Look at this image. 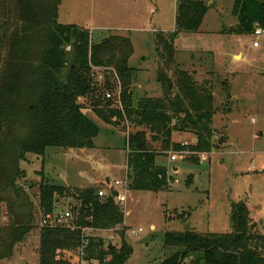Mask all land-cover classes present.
<instances>
[{
	"label": "trees",
	"instance_id": "16d2710c",
	"mask_svg": "<svg viewBox=\"0 0 264 264\" xmlns=\"http://www.w3.org/2000/svg\"><path fill=\"white\" fill-rule=\"evenodd\" d=\"M61 3L62 0H0V49L5 52L0 60L3 190L22 201L23 189L17 181L25 174L20 163L29 154L44 163L52 148L96 149L94 140L100 128L84 113L88 109L105 124L123 131L124 122L129 127H146L150 131V136L137 131L127 138L130 191L159 193L169 189L171 178L166 168L157 165L161 153L152 143L160 144L163 154L215 149L213 83H199L197 72L179 68L174 49V41L181 33L199 31L209 7L202 0H179L176 30L155 33L162 96L135 101L132 81L136 76L129 66L134 53L131 39L112 35L95 43L90 32L76 25L60 24ZM233 16L238 35H252L259 26L264 30V1L234 0ZM93 68L109 70L104 72L103 83L98 81ZM119 82L122 109L115 99L106 98L107 91L116 92ZM173 132L194 134L196 144L182 147L172 141ZM191 160L199 163L194 156ZM38 173L42 179L41 209L56 215L62 212L56 211L59 199L72 200L70 210L77 227L41 228L38 264H77L65 259L63 252H73L77 260L80 228L119 229L116 235L121 238L120 247L111 246L102 238H91L88 258L99 264H128L133 249L125 238V213L114 197L110 194L100 198L97 187L78 189L53 184L43 177V169ZM5 200L0 196V261L12 255L34 224L31 213L24 224L2 227ZM230 225L232 232L226 234L167 232L164 248L175 252L159 264H185L189 258H194L192 264H264V234L252 221L244 202L232 204Z\"/></svg>",
	"mask_w": 264,
	"mask_h": 264
},
{
	"label": "rangeland",
	"instance_id": "374dc122",
	"mask_svg": "<svg viewBox=\"0 0 264 264\" xmlns=\"http://www.w3.org/2000/svg\"><path fill=\"white\" fill-rule=\"evenodd\" d=\"M202 1L209 7L202 26L196 33H181L174 41V49L179 68L197 70L199 83L210 80L213 83L215 149L200 165L191 160L194 151L188 152L187 159L172 162L170 156L174 152L163 154L160 144L152 143L161 153L159 158H163L159 163L168 168L170 186L159 193L128 190L127 201L120 206L124 213H129L125 238L133 255L128 264H159L170 257L175 250L164 248V236L167 232H183L187 223L197 233H231L230 214L234 203L247 205L252 221L264 234V35L256 39L253 34H236L234 0ZM178 2L62 0L59 22L90 32L95 43L112 35L129 37L134 48L129 66L141 69L132 81L134 100L158 98L162 96V88L157 78L155 33L176 30ZM256 40L257 48L253 46ZM4 56L5 52L0 49V60ZM1 66L2 63L0 70ZM84 113L100 128L94 140L96 149L70 152L52 148L44 163L34 155H27L20 163L25 174L17 181V186L23 189L22 201L9 190L4 191V180H1L0 196L6 198L2 202L1 226L24 224L31 213L34 224L30 233L14 247L12 255L0 264L39 262L43 212L39 204L42 179L38 172L43 169V177L53 184L80 189L90 186V179L96 184L100 181L106 184L109 179V185L93 186L108 191L117 180L126 179L129 134L144 131L150 136L146 127H129L124 122L123 131L105 124L90 109ZM173 136L176 143L196 144L192 142V138L196 139L194 134L173 132L172 141ZM89 155L93 159H88ZM98 162L101 168L96 166ZM72 203V200L59 199L56 211L70 210ZM131 230L138 234L133 235ZM116 246H121L119 236ZM63 254L65 259L76 263L73 252ZM193 260L189 258L185 264H192Z\"/></svg>",
	"mask_w": 264,
	"mask_h": 264
},
{
	"label": "built area",
	"instance_id": "2783aa9c",
	"mask_svg": "<svg viewBox=\"0 0 264 264\" xmlns=\"http://www.w3.org/2000/svg\"><path fill=\"white\" fill-rule=\"evenodd\" d=\"M256 36V39H259L264 35V30L262 28H256L254 34ZM254 47H258V41L256 40L253 43ZM93 71L96 74V77L98 81L101 83L105 80V74L104 72L109 71L105 68H93ZM117 77V74H115ZM121 97H122V87L120 82L118 83V88L116 89V92L107 91L106 92V98L116 100V103H118L119 108L122 109V103H121ZM129 137V136H128ZM182 147H189L188 142H184L181 144ZM130 151H128L129 153ZM172 155L170 156V161L177 162L180 159H187L189 156L188 150H181V151H172ZM189 152V153H188ZM170 153V152H168ZM212 152H196L192 154V157H196L198 159V162L200 165L204 164V160L207 159V156L211 154ZM120 188V190L118 189ZM129 190V179H128V169H127V176L126 179L123 181L117 180L115 182L114 187L108 192L104 190H100L98 193L100 198L108 197L110 194L114 197L116 204L118 205H124L127 201V192ZM43 218L41 221V227L42 228H57V227H63L70 230H75L77 227L74 223L73 214L70 210L62 211L59 214H49L45 213L43 210ZM119 230V229H118ZM118 230H100V229H93V228H80L81 233V245L78 248L77 252V264H99L95 259H89L88 258V251L90 247V239L91 238H102L106 240V243L115 246L117 244V238L118 235H116V232ZM122 230V229H121ZM127 231V230H126ZM133 235H137L138 233L135 230L130 231ZM139 232H142V229H139ZM105 234L106 238L101 237L100 235ZM115 243V245H114Z\"/></svg>",
	"mask_w": 264,
	"mask_h": 264
},
{
	"label": "crops",
	"instance_id": "0c3cea01",
	"mask_svg": "<svg viewBox=\"0 0 264 264\" xmlns=\"http://www.w3.org/2000/svg\"><path fill=\"white\" fill-rule=\"evenodd\" d=\"M172 32H174V31H172ZM126 37V36H125ZM132 41V40H131ZM256 48V47H255ZM242 57H243V55H241ZM134 69V68H133ZM135 71V76L138 74V72L139 71H141V69H135L134 70ZM192 71V70H191ZM193 72H197V74H199L198 73V71L197 70H193ZM161 97V96H160ZM160 97H158V98H160ZM176 134V133H175ZM175 134H174V136H175ZM174 136H173V140H174ZM127 140V139H126ZM175 141V140H174ZM173 141V142H174ZM177 141H175V143H176ZM192 142L193 143H196V139H194V138H192ZM180 142H178V144H179ZM181 144V143H180ZM70 152H72V151H74V150H69ZM82 151H87V150H82ZM88 159H93V157L91 156V155H89V157H88ZM159 159H163V158H157V165L158 166H161V167H164V168H167L166 166H164V165H161L160 163H159ZM124 165V169L126 168V162L123 164ZM96 166L98 167V168H101L102 167V164L100 163V162H98L97 164H96ZM167 170H168V168H167ZM50 181V180H49ZM90 186H88V187H93V186H97V187H100L101 185H109L110 184V181H109V179H106V184L104 183V182H101L100 181V183L99 184H96V182H95V180H93V179H90ZM66 187H69V186H66ZM88 187H86V188H88ZM113 188V186H111V188H110V190ZM78 189H80V188H78ZM81 189H84V188H81ZM110 190H108V192L110 191ZM104 191H106L105 189H104ZM129 213L128 212H126L125 213V223H124V225H125V227L126 228H128V225H127V223H126V216L128 215ZM151 228H153V226L151 227ZM126 233H127V231H126ZM126 235V234H125ZM101 237H104L105 238V236L106 235H100Z\"/></svg>",
	"mask_w": 264,
	"mask_h": 264
},
{
	"label": "water",
	"instance_id": "95a60500",
	"mask_svg": "<svg viewBox=\"0 0 264 264\" xmlns=\"http://www.w3.org/2000/svg\"><path fill=\"white\" fill-rule=\"evenodd\" d=\"M232 31H235L234 27L232 28ZM178 38H179V36H178ZM30 187H31V185H30ZM190 231H191V224L187 223L185 228H184V232H190Z\"/></svg>",
	"mask_w": 264,
	"mask_h": 264
}]
</instances>
